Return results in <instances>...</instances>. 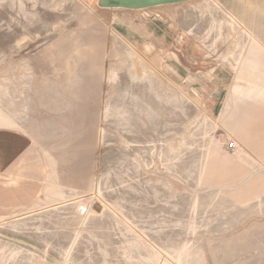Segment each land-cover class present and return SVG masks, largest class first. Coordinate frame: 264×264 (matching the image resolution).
Here are the masks:
<instances>
[{
	"label": "rangeland",
	"instance_id": "374dc122",
	"mask_svg": "<svg viewBox=\"0 0 264 264\" xmlns=\"http://www.w3.org/2000/svg\"><path fill=\"white\" fill-rule=\"evenodd\" d=\"M0 264H264V0H0Z\"/></svg>",
	"mask_w": 264,
	"mask_h": 264
},
{
	"label": "water",
	"instance_id": "95a60500",
	"mask_svg": "<svg viewBox=\"0 0 264 264\" xmlns=\"http://www.w3.org/2000/svg\"><path fill=\"white\" fill-rule=\"evenodd\" d=\"M190 1L194 0H97V6L109 10L143 11Z\"/></svg>",
	"mask_w": 264,
	"mask_h": 264
},
{
	"label": "built area",
	"instance_id": "2783aa9c",
	"mask_svg": "<svg viewBox=\"0 0 264 264\" xmlns=\"http://www.w3.org/2000/svg\"><path fill=\"white\" fill-rule=\"evenodd\" d=\"M233 146H234L233 143H230V144L228 145V148H229V149H232Z\"/></svg>",
	"mask_w": 264,
	"mask_h": 264
},
{
	"label": "crops",
	"instance_id": "0c3cea01",
	"mask_svg": "<svg viewBox=\"0 0 264 264\" xmlns=\"http://www.w3.org/2000/svg\"><path fill=\"white\" fill-rule=\"evenodd\" d=\"M126 35H127V33H126ZM128 39H129V36H128Z\"/></svg>",
	"mask_w": 264,
	"mask_h": 264
}]
</instances>
